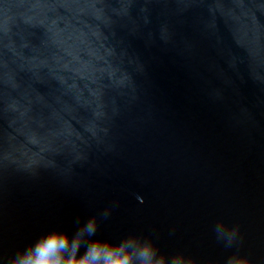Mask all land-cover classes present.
<instances>
[{"label": "clouds", "instance_id": "9594fccd", "mask_svg": "<svg viewBox=\"0 0 264 264\" xmlns=\"http://www.w3.org/2000/svg\"><path fill=\"white\" fill-rule=\"evenodd\" d=\"M105 210L101 216L107 217ZM75 229L54 228L28 246L16 252L5 264H197L183 252L169 255L154 243L150 236L129 235L118 241L97 235L96 217L81 223L77 217ZM218 241L232 250L238 229L225 223L215 227ZM207 264H216L209 260ZM224 264H251L250 258L231 252Z\"/></svg>", "mask_w": 264, "mask_h": 264}, {"label": "snow or ice", "instance_id": "6c2138e0", "mask_svg": "<svg viewBox=\"0 0 264 264\" xmlns=\"http://www.w3.org/2000/svg\"><path fill=\"white\" fill-rule=\"evenodd\" d=\"M239 255H242L241 253H238Z\"/></svg>", "mask_w": 264, "mask_h": 264}]
</instances>
